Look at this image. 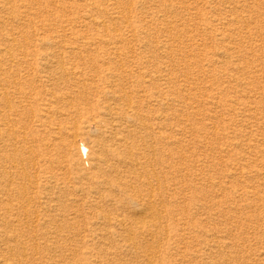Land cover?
<instances>
[{
    "label": "rangeland",
    "instance_id": "374dc122",
    "mask_svg": "<svg viewBox=\"0 0 264 264\" xmlns=\"http://www.w3.org/2000/svg\"><path fill=\"white\" fill-rule=\"evenodd\" d=\"M2 259L264 264V0H0Z\"/></svg>",
    "mask_w": 264,
    "mask_h": 264
},
{
    "label": "bare ground",
    "instance_id": "6f19581e",
    "mask_svg": "<svg viewBox=\"0 0 264 264\" xmlns=\"http://www.w3.org/2000/svg\"><path fill=\"white\" fill-rule=\"evenodd\" d=\"M72 69V68H71ZM64 70V69H63ZM74 70V69H73ZM66 74V73H65ZM120 141L122 140V139H120V138H118ZM118 141V140H117ZM124 141V140H123ZM84 152H86L87 151V147H85V146H83V149H82ZM20 159V158H19ZM94 159V158H93ZM96 159V158H95ZM102 159H103V157L102 156H100V159H99V161H98V163H100L101 161H102ZM8 160V159H7ZM108 160V159H107ZM16 161V160H15ZM137 161V160H136ZM98 163L96 162V163H94V165L97 167V165H98ZM101 165L99 164V167H100ZM113 167H114V164H111V165H109V168L110 169H113ZM131 167V166H130ZM140 178V177H139ZM94 184V183H93ZM132 188V187H131ZM140 201V200H139ZM148 201V200H147ZM151 201V200H150ZM23 204V203H22ZM151 204V202L149 203V202H147V203H144V204H142L141 206H140V208L138 209V214L139 215H146V217H148V215H147V210L148 211H150V205ZM157 210V209H156ZM151 212V211H150ZM26 213V212H25ZM151 215H152V212H151ZM149 216H150V214H149ZM153 216V215H152ZM142 217V216H141ZM145 217H143V219L142 220H138L137 218H136V222H135V225L137 224V225H141L140 227H145L147 224H148V222L144 219ZM153 218H155V217H153ZM149 219H151V217L149 218ZM145 220V221H144ZM37 221H38V219H37ZM118 223H120V225L123 227V226H125V222H124V220H122V219H118ZM153 221V220H152ZM134 222V221H133ZM151 226V225H150ZM124 229V228H123ZM128 229V228H127ZM125 230V229H124ZM131 230V229H130ZM127 231V230H126ZM150 230H148V232H149ZM133 232V231H132ZM142 232V231H141ZM153 232V231H152ZM151 233V232H150ZM12 236V235H11ZM144 238V237H143ZM131 239V238H130ZM7 244V243H6ZM158 244V243H157ZM135 248V247H134ZM25 254V253H24ZM11 255V254H10ZM23 255V254H22ZM14 256V255H13ZM146 260V259H145ZM26 262V261H25ZM147 262V261H146ZM0 264H18V263H15V262H9V260L8 259H2L1 261H0Z\"/></svg>",
    "mask_w": 264,
    "mask_h": 264
}]
</instances>
